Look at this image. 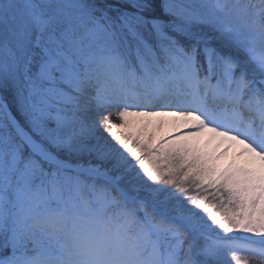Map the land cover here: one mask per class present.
<instances>
[{"label": "snow or ice", "instance_id": "6c2138e0", "mask_svg": "<svg viewBox=\"0 0 264 264\" xmlns=\"http://www.w3.org/2000/svg\"><path fill=\"white\" fill-rule=\"evenodd\" d=\"M0 264H264V0H0Z\"/></svg>", "mask_w": 264, "mask_h": 264}, {"label": "rangeland", "instance_id": "374dc122", "mask_svg": "<svg viewBox=\"0 0 264 264\" xmlns=\"http://www.w3.org/2000/svg\"><path fill=\"white\" fill-rule=\"evenodd\" d=\"M167 131H168V129H164L163 131H161L160 133H158V135H164Z\"/></svg>", "mask_w": 264, "mask_h": 264}]
</instances>
